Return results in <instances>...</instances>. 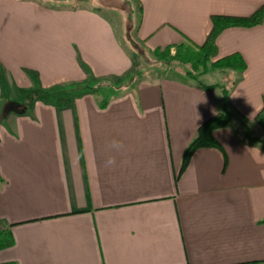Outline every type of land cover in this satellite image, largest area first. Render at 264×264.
I'll return each mask as SVG.
<instances>
[{
	"label": "crops",
	"instance_id": "obj_1",
	"mask_svg": "<svg viewBox=\"0 0 264 264\" xmlns=\"http://www.w3.org/2000/svg\"><path fill=\"white\" fill-rule=\"evenodd\" d=\"M135 1V36L150 51L184 35L202 44L213 15L264 5ZM66 2L0 0V224L14 237L0 263L264 264V24L218 38L220 56L241 53L244 72L203 76L224 78L203 82L229 88V107L261 141H243L232 122L216 132L222 148L196 151L180 174L221 88L173 69L125 85L134 53L122 22L92 0ZM24 93L29 101L6 105Z\"/></svg>",
	"mask_w": 264,
	"mask_h": 264
},
{
	"label": "trees",
	"instance_id": "obj_2",
	"mask_svg": "<svg viewBox=\"0 0 264 264\" xmlns=\"http://www.w3.org/2000/svg\"><path fill=\"white\" fill-rule=\"evenodd\" d=\"M80 1L84 2L88 0ZM261 24H264V5L249 16L213 15L212 29L204 43L197 44L184 35V40L181 43L152 51L154 57H156L160 63V66H163L160 67V69H164L165 72L173 69L184 74L187 79L198 83L204 89L219 87L222 90L220 110L200 125L197 135L185 149L180 174L187 168L196 151L203 148L221 149L222 145L216 136V132L220 129L229 127L233 121L239 123L243 141L250 144H256L261 141V139L254 134L250 120L229 107V88L225 84H204L201 79L205 74L218 70L244 72L247 68V64L242 54L235 52L220 56L218 38L228 29L251 28ZM127 34L130 45L134 49H137L135 41H132L133 39L131 38L130 32H127ZM255 121L264 129V117L261 112L255 118ZM13 244V232L10 229L3 228L0 224V250L9 248L13 246ZM0 264L16 263L5 262Z\"/></svg>",
	"mask_w": 264,
	"mask_h": 264
},
{
	"label": "rangeland",
	"instance_id": "obj_3",
	"mask_svg": "<svg viewBox=\"0 0 264 264\" xmlns=\"http://www.w3.org/2000/svg\"><path fill=\"white\" fill-rule=\"evenodd\" d=\"M80 0H78L79 2ZM81 2V1H80ZM84 3V2H83ZM92 3L95 4L96 6L99 7H104V8H111V11L113 12L116 24L119 27L122 22L123 26V32L125 36L126 43L129 45L130 49L134 53V64H133V73L124 77L121 81L124 82L125 85L129 86L133 84L136 80V75L138 77H142V79H148L151 78L154 74H158L160 72H165L164 69H160V63L154 57L152 51L147 50L145 45H143L140 41L137 40L135 36V29H136V17L139 13L138 9V3L135 0H92ZM67 5L71 6H77L79 5L77 3V0H67L66 2ZM122 28V27H121ZM127 32H130L131 34V39L132 41H135L137 49H134L131 45L130 42L128 41V34ZM130 38V37H129ZM165 68V66H164ZM162 72V73H163ZM219 78L224 79L221 75L219 74H212L211 76L207 78H201L202 81H209V80H220ZM104 84V83H103ZM120 84V83H119ZM123 84V85H124ZM89 85H94L93 82H90ZM59 92L62 91L65 92V94H61L63 99H69L72 95L70 94L72 90V86L66 85L63 87H58ZM58 92V93H59ZM57 91L52 94V97L56 96V98L60 95L58 94ZM26 94V95H25ZM104 93H102L103 95ZM26 96L27 100L32 97L31 93H24L21 97L16 99V102H7L6 105L9 108H12L16 105L19 104V102H24L27 100H23V98ZM29 101V100H28ZM13 103V104H12ZM234 125H239L237 121H233ZM261 128H256L254 130V134H259L261 132Z\"/></svg>",
	"mask_w": 264,
	"mask_h": 264
},
{
	"label": "clouds",
	"instance_id": "obj_4",
	"mask_svg": "<svg viewBox=\"0 0 264 264\" xmlns=\"http://www.w3.org/2000/svg\"><path fill=\"white\" fill-rule=\"evenodd\" d=\"M113 146L114 147H122V145H119V144H117L116 142H114L113 143ZM115 163V160L114 159H112V158H110L109 160H108V164H114Z\"/></svg>",
	"mask_w": 264,
	"mask_h": 264
}]
</instances>
